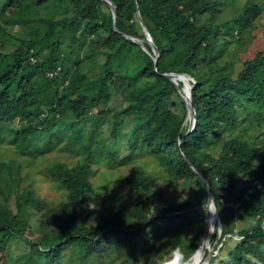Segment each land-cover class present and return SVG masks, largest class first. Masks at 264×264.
Returning a JSON list of instances; mask_svg holds the SVG:
<instances>
[{"label": "trees", "instance_id": "trees-1", "mask_svg": "<svg viewBox=\"0 0 264 264\" xmlns=\"http://www.w3.org/2000/svg\"><path fill=\"white\" fill-rule=\"evenodd\" d=\"M111 1L116 30L104 0H0V147L9 152L0 158V260L8 263L22 253L24 259L12 264H102L116 258L142 264L157 251L182 254L202 237L206 211L196 204L180 211L157 207L151 178L165 173L169 183L192 182L200 204L208 189L213 196L219 239L226 235L222 244L234 243L207 264H264V155L257 157L256 135H248L264 120V50L237 71L234 59L225 56L233 48L238 60L243 35L252 36L253 23L264 15L260 1ZM137 8L159 52L155 63L150 45L141 41ZM92 24L93 32L87 29ZM132 47L139 58L116 63ZM168 72L194 80L190 132L184 100L163 75ZM116 99L123 106L117 110ZM225 131L232 133L224 137ZM53 151L75 159L49 161L42 169L65 193L51 206L25 183L22 170L24 161H40ZM140 155L150 156L152 164L134 165L125 187L146 199L128 202L127 194L105 182L94 184L96 170ZM87 204L96 224L85 223ZM24 206L41 212L33 238L19 229L28 224L20 215ZM233 209L248 227L236 228ZM189 214L197 219L191 222ZM212 234L215 239L216 223ZM69 247L75 252L66 261Z\"/></svg>", "mask_w": 264, "mask_h": 264}, {"label": "rangeland", "instance_id": "rangeland-1", "mask_svg": "<svg viewBox=\"0 0 264 264\" xmlns=\"http://www.w3.org/2000/svg\"><path fill=\"white\" fill-rule=\"evenodd\" d=\"M228 1H237V2H243L244 0H228ZM262 9L264 10V0H259ZM228 6H234V3H227ZM258 19V18H257ZM255 20L256 23H253V28L251 29V35L250 34H245L242 37V41H244V45L242 46L241 50L238 52V60H236L234 54H231L233 51V48H230L228 52L225 53V56H229L230 58L234 59L233 62H235L234 66V71H237V68H239L240 63L245 60L252 58L254 54L257 51H262L264 50V15H262L258 20ZM87 29H89L91 32H93L95 29H97V25H90ZM249 30V29H248ZM93 38L90 40L87 44L92 45L94 42ZM142 41V40H141ZM140 40L136 41L139 44L141 43ZM143 42V41H142ZM148 44V43H147ZM141 46V44H140ZM145 50V49H144ZM146 51V50H145ZM139 52L136 51L135 47L130 48L127 53L124 56H119L116 58V63H123L122 61L125 60V58H130L131 56H134L135 58L138 57ZM182 82V81H181ZM191 83H194L193 80H190ZM182 87H184L182 83ZM118 99H116L117 101ZM119 100L116 102V107L115 110L119 109L120 107H123L120 105ZM178 104V103H177ZM176 104V106H177ZM185 105V103H184ZM179 106V105H178ZM176 108V107H175ZM186 108V105H185ZM178 111V109L176 108ZM186 110V119L184 121V126L188 129L187 132L192 131V128L190 127L189 120H188V113H187V108ZM181 111V108H180ZM94 114V113H93ZM94 114L93 116H95ZM98 120H101L103 118V115L96 116ZM132 124V122L128 123ZM106 126V125H105ZM254 129L249 130L248 135H256V142H255V147H257V157L262 158V155H264V120L261 121V125H256L254 126ZM106 133L109 130V126H106ZM232 132L225 131L223 132L224 137H228ZM122 140V139H121ZM120 140V141H121ZM118 142V141H116ZM117 149L119 150V156H123L126 154V147L123 146L122 141L121 145L117 146ZM7 150V149H6ZM4 148L0 147V158L8 154L9 152L6 151ZM15 159H19L17 156L14 155ZM23 160V158H21ZM75 156L69 154L68 152H57L53 151L51 153H48L44 156V158L40 161L37 162H32L30 164H27L25 161L23 162V170L22 174H26L25 177L28 179L25 181L26 184H32L34 188L36 189L38 196L49 202L50 205H56L62 198H64L65 193L61 188L57 186V184L47 178L43 173L42 169L46 166V164L49 161H71L74 160ZM152 160L150 159V156H138L133 160V162L126 164V165H111L109 164L106 168H100L99 170H96L95 174L93 175V182L97 186H101L104 184V182L109 185L110 187L114 188V190L117 193L123 194L126 197V200L128 202L136 200V198H141L146 199L145 194H139L136 195L133 191L130 189L127 190L125 187V179L129 176L132 175L133 173V166L138 165L140 167H145L151 165ZM145 163V165L143 164ZM131 168V169H129ZM129 169V170H128ZM158 167H154V171H158ZM150 172V171H149ZM152 175V174H151ZM166 176L164 174H153V177L151 178V183H153L152 188L150 189L149 193L153 195L155 198L153 201H155L157 207H168L169 205L172 206H177L178 210H183V209H190L193 207V205H197L198 210H202V208H205L206 211V202L203 204H200L198 201V193L197 190L195 189L194 185L192 182H184L182 179H178L179 182H171L169 183V178H164ZM116 180V181H115ZM183 182V183H182ZM151 196V199L153 198ZM138 200V201H139ZM9 205L13 208V200H10ZM230 205V204H229ZM86 210L83 211L82 216L87 217L85 219V223L90 222L92 224H96L94 216V210L92 208V204H87ZM33 209L30 207L24 206L22 211H20V215L24 216L25 218L28 219V224L27 226L22 225L19 227L21 231L27 235L30 238H33L38 235L39 229H38V222H39V216L41 214L40 211L33 212ZM101 211V206L98 205L95 208V212H100ZM238 209H233V218L232 222L235 224L236 228L242 229L246 228L249 226L250 222H242L240 219L237 218L238 216ZM206 214V213H205ZM201 218V216H198ZM83 218V217H82ZM188 220L191 222H194L197 219V216L194 215H188L187 217ZM220 220V218H219ZM216 222V221H215ZM217 224V223H216ZM221 226V224H220ZM215 231V229H214ZM191 233V232H190ZM189 233V234H190ZM193 233V232H192ZM213 235L209 237L208 240V245L206 246L205 250V255L207 253L208 249H211L212 255H223L225 252H227L228 245L232 246L233 241H229L227 244H222L225 240L226 235H223L221 239L216 238L213 239ZM202 237H200L201 239ZM232 238L237 239L234 235ZM200 239H196L194 242V245L189 247L187 250H185L182 254L178 253L176 249L171 251L170 253H159L157 251L155 254L151 253L149 254L144 261H142V264H162V262L165 259H168L169 264H180L184 259H186L193 251H195L198 247ZM220 246L222 247V250H219ZM109 248V245L103 248V250H107ZM74 249L72 247L67 248L64 251V260H70L73 256ZM184 256L185 258L179 262L178 258L181 256ZM211 255V256H212ZM1 260H4V256L0 258ZM16 259H19L22 261L24 259V254H19L15 256L11 262H3L0 260V264H12ZM120 258H116L114 261L109 262V263H102V264H120ZM78 262H74L72 264H77ZM195 263V262H194ZM200 262L199 264H202Z\"/></svg>", "mask_w": 264, "mask_h": 264}, {"label": "water", "instance_id": "water-1", "mask_svg": "<svg viewBox=\"0 0 264 264\" xmlns=\"http://www.w3.org/2000/svg\"><path fill=\"white\" fill-rule=\"evenodd\" d=\"M104 1L108 4V6L110 8V11L112 13V19H113V27L116 30L117 28H116V24H115V22H116L115 5H114V3L111 0H104ZM136 13H137L138 22L141 25V28H142V30L144 32V38H142L141 40L146 42V43H148L150 45L151 50H152V54H153V61L155 63L157 61V58L159 57L158 49L155 46V44L153 43V39H152L150 33L148 32L147 28L145 27V25H144V23L142 21V17L140 15V12H139L138 8H137V12ZM124 36L126 38H129V39L133 40V41H135L136 39H139L137 37L130 36L128 34H124ZM143 49H145V48H143ZM163 75L166 78H168L174 84V86L177 89V92L183 98L184 103H185L186 108H187V113H188L187 115H188L189 124H190V127L193 129L194 126H195V117H196L195 109H194V107L192 105V100H191V89H192L193 83H191L190 80H193V78L190 75L186 74V73H177V72H168V73H164ZM177 78L179 79V81H182L184 87L179 88L178 81L176 80ZM185 161H186V163H188V161L186 159H185ZM188 165L190 166V164H188ZM195 173L200 175L197 170H195ZM202 179L205 180L204 177H202ZM206 185H207V189H208L207 182H206ZM209 215H211L213 217V219L216 221L215 223H217V238H219V235L221 233L220 220H219V217H218V214H217V211H216V206H215V203H214V200H213V196H212V194L210 193V191L208 189L207 190V201H206L205 227H204L203 235H202V238L199 241L197 249L200 247L201 244L204 243L205 239L207 238ZM195 251H193L180 264H187V262L193 257ZM211 255H212V251H211V249H208L207 253H206V256H204L203 259H202L203 260L202 264H207V262H208L209 258L211 257ZM199 263L200 262H198V261L195 262V263L192 262V264H199Z\"/></svg>", "mask_w": 264, "mask_h": 264}, {"label": "bare ground", "instance_id": "bare-ground-1", "mask_svg": "<svg viewBox=\"0 0 264 264\" xmlns=\"http://www.w3.org/2000/svg\"><path fill=\"white\" fill-rule=\"evenodd\" d=\"M177 81H179V79H176ZM208 234H207V238L205 239L204 243L200 245V247L195 251L193 257L190 259L191 262H202L203 257L205 255V250H206V246L208 245V240L209 237L212 236L213 233V229H215V220L213 219V217L211 215H209V220H208ZM215 232V231H214ZM205 249V250H203ZM190 261L187 262V264L190 263Z\"/></svg>", "mask_w": 264, "mask_h": 264}, {"label": "clouds", "instance_id": "clouds-1", "mask_svg": "<svg viewBox=\"0 0 264 264\" xmlns=\"http://www.w3.org/2000/svg\"><path fill=\"white\" fill-rule=\"evenodd\" d=\"M129 169H131V168H129ZM128 169V170H129ZM116 181V180H115ZM154 208V207H153ZM154 211H155V208H154V210L152 211V212H150L149 214H148V218H149V216L151 215V214H153L154 213ZM132 222H136V221H132ZM132 222H127V223H132ZM220 236V235H219ZM190 261V260H189ZM192 263V262H191Z\"/></svg>", "mask_w": 264, "mask_h": 264}]
</instances>
